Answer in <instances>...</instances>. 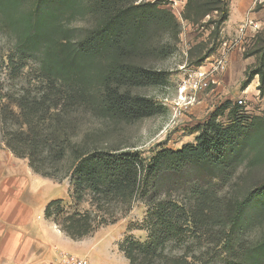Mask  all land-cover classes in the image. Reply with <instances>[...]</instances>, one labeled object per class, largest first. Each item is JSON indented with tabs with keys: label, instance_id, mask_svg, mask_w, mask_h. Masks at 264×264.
<instances>
[{
	"label": "trees",
	"instance_id": "obj_1",
	"mask_svg": "<svg viewBox=\"0 0 264 264\" xmlns=\"http://www.w3.org/2000/svg\"><path fill=\"white\" fill-rule=\"evenodd\" d=\"M27 1L8 0L3 6L20 33L13 50L0 54V76L17 83L7 89L0 83V125L5 147L16 158L27 159L42 177L53 179L47 167L70 156L64 176L69 177L73 209L66 211L61 199L53 200L45 207V217L78 241L115 224L141 200L147 208L142 223L147 236L144 241L126 238L119 245L128 264H264V235L256 241L245 239L250 224L264 217V181L242 199L225 204L201 190L185 195L183 202L164 195L181 186L171 175L208 171L230 179L245 160L251 168L264 164L263 119L243 120L238 107L227 101L192 129L194 144L176 151L161 149L148 160L130 150L89 146L88 137L80 144L68 139L67 117L76 110L125 121L163 112L129 90L163 85V76L124 60L141 50L150 29L177 38L179 23L159 7L166 0H30L23 13L13 12ZM199 1L204 16L216 11L219 25L227 21L229 6L221 0H188L186 7ZM83 15L93 18L89 27L69 26ZM191 18L186 17L195 21ZM255 54L258 67L242 87L257 75L262 93L264 48ZM225 110L231 118L227 125L218 121ZM82 203L90 209H80Z\"/></svg>",
	"mask_w": 264,
	"mask_h": 264
},
{
	"label": "rangeland",
	"instance_id": "obj_2",
	"mask_svg": "<svg viewBox=\"0 0 264 264\" xmlns=\"http://www.w3.org/2000/svg\"><path fill=\"white\" fill-rule=\"evenodd\" d=\"M7 1L0 0V54L2 55H7L13 50L20 33L16 25L9 23L3 9ZM155 1L138 0L137 3H154ZM172 1L177 4H173ZM187 1L166 0L159 5L161 9L170 11L179 23L177 38H173L160 29H150L141 50L128 54L124 60L125 63L143 67L163 76L165 81L163 85L129 88L132 95L145 97L156 106L162 107L163 112L148 118L125 121L115 116L93 118L82 110H76L67 117L66 123V132L71 143H83L88 137L89 146L95 145L100 149L108 150H130L138 152L143 159L148 160L161 149L176 151L184 145L194 144L196 134L192 133V129L207 120L210 113L227 101H230L232 106L238 107V113L243 120L247 121L253 117L264 120V89L262 93L258 89L259 77L254 76L247 87H242L246 77L258 67L259 56L255 54V51L264 48V0H251L243 19L237 21L232 29H227L226 21L218 24L220 15L216 11H211L204 16L206 10L201 7L203 1L188 8ZM221 1L223 6L226 4L230 9L232 0ZM30 3V0L23 2L13 12L18 15L23 13ZM187 15L195 21L187 20ZM246 18L252 20L258 28L255 31L247 28L244 35H239V26ZM92 20L93 18L88 15L77 16L69 23V26L83 30L91 25ZM220 59L224 64L223 69L216 75V84L199 93L197 103L187 110H182L173 119L177 89L187 72L193 68L208 67L209 64ZM99 63L104 64V60H100ZM0 83L6 89L12 84H17L9 83L3 75L0 76ZM95 84L99 86L100 82ZM228 111L225 110L218 118L223 125H227L231 120ZM1 127L3 126L0 125V152L9 151L5 147ZM23 160L28 163L27 159ZM69 164L70 156L67 154L62 163L52 168L47 167L46 172L52 174L53 179H49L60 186L59 189L54 190L52 196L61 194L62 207L70 212L73 205L68 196L69 177L64 176ZM171 177L181 186L176 190H167L164 195H170L179 202H183L187 201L185 195L190 196L197 190H201V192L216 194L220 202L225 204L242 199L253 185L264 181V164L251 168L245 160L238 165L230 179L208 174V171L190 176L185 173L171 175ZM80 209H90V207L88 203H82ZM146 210L143 201H134L131 210L115 224L101 226L91 235L83 238L96 242L97 251L96 249L89 251L88 246L76 252L69 249V254L86 257L89 264H128L119 250V245L126 238L137 241L146 239L147 233L142 228ZM263 235L264 217L259 223L250 224L245 233V239L256 241Z\"/></svg>",
	"mask_w": 264,
	"mask_h": 264
},
{
	"label": "crops",
	"instance_id": "obj_3",
	"mask_svg": "<svg viewBox=\"0 0 264 264\" xmlns=\"http://www.w3.org/2000/svg\"><path fill=\"white\" fill-rule=\"evenodd\" d=\"M251 0H232L227 29L242 20ZM59 185L33 172L26 160L9 151L0 152V264H44L62 255L97 243L74 241L45 217V207L61 194L52 196Z\"/></svg>",
	"mask_w": 264,
	"mask_h": 264
},
{
	"label": "built area",
	"instance_id": "obj_4",
	"mask_svg": "<svg viewBox=\"0 0 264 264\" xmlns=\"http://www.w3.org/2000/svg\"><path fill=\"white\" fill-rule=\"evenodd\" d=\"M173 4H177L175 1ZM256 30L258 26L250 19H245L239 26V35H244L246 29ZM223 60H217L203 66L193 68L187 72L185 78L181 81L177 89V101L175 104L172 118H176L182 110H187L189 107L197 103V95L209 89L211 85L216 84V75L223 69ZM44 264H89L86 257L76 255H62L58 260Z\"/></svg>",
	"mask_w": 264,
	"mask_h": 264
}]
</instances>
